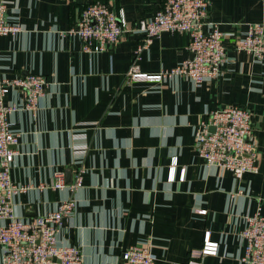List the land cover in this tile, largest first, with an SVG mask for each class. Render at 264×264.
<instances>
[{
  "label": "crops",
  "instance_id": "1",
  "mask_svg": "<svg viewBox=\"0 0 264 264\" xmlns=\"http://www.w3.org/2000/svg\"><path fill=\"white\" fill-rule=\"evenodd\" d=\"M94 1L122 10L135 26L154 17L164 0H6L10 21L22 31L0 36V82L29 73L51 81L36 111L12 115L21 134L12 179L31 186L15 197L17 214L29 221L55 210L71 195L69 188L52 187L56 171L72 168L74 178L82 165L83 187L74 194L77 206L61 237L81 247L85 264H120L133 245H151L156 264H248L240 233L249 214L259 207L264 214V58L235 45L250 23H264V0H209L229 60L221 76L199 87L180 75L130 80L141 33L127 32L102 52L83 51L82 40L67 31ZM189 40L186 32L161 33L142 52V70L177 66L192 55ZM22 98L15 89L5 100ZM228 104L252 113L259 170L241 179L207 167L196 147L197 125L209 110ZM85 122L90 150L76 157L71 132ZM210 243H218L217 254L198 252ZM2 255L0 246V264Z\"/></svg>",
  "mask_w": 264,
  "mask_h": 264
},
{
  "label": "built area",
  "instance_id": "2",
  "mask_svg": "<svg viewBox=\"0 0 264 264\" xmlns=\"http://www.w3.org/2000/svg\"><path fill=\"white\" fill-rule=\"evenodd\" d=\"M210 6L209 0H164L154 17L141 19L131 26L122 10L116 11L109 4L94 1L81 9L77 22L67 34L82 40L83 51L102 52L109 43L116 42L127 32L141 33L145 37L128 71L130 80L161 82L180 75L199 87L221 76L229 60L224 32L217 22L210 20ZM207 25L208 30L205 29ZM21 31V24L9 19L6 0H0V36H16ZM165 31L189 34L188 48L192 55L173 68L157 73L144 72L139 64L142 52ZM235 50L246 52L256 60L264 58V23H250L248 32L236 43ZM50 84L46 75L38 73L4 78L0 82L1 264H85L81 247L61 237L66 219L74 214L77 206L74 194L83 187L85 168L82 165L76 166L70 184L64 181V171H56L52 187L69 188L71 195L63 199L55 210L28 221L17 214L14 203L15 197L31 186L18 185L12 179L21 136L15 130L16 122L12 115L21 110L36 111ZM15 89L22 92V100L7 102L6 96ZM86 126L85 122L82 128L71 132V148L76 157H84L90 150ZM252 129V113L245 106L228 104L211 109L195 130L198 154L207 167L229 170L238 179L247 172H258L259 154L252 139ZM177 163L175 156L170 164V180L175 179ZM181 178H185V168ZM239 193L242 190L232 197ZM263 199L264 196L260 201ZM261 211L259 207L246 217L247 225L240 233L246 247L243 260L248 264H264V214ZM198 252L217 254L218 243H210ZM120 264H156V258L151 245H133L122 252Z\"/></svg>",
  "mask_w": 264,
  "mask_h": 264
},
{
  "label": "water",
  "instance_id": "3",
  "mask_svg": "<svg viewBox=\"0 0 264 264\" xmlns=\"http://www.w3.org/2000/svg\"><path fill=\"white\" fill-rule=\"evenodd\" d=\"M212 130H215L214 127L211 128ZM65 177H66V182L67 183H71L72 182V179H73V169L72 168H69L66 170L65 172Z\"/></svg>",
  "mask_w": 264,
  "mask_h": 264
}]
</instances>
